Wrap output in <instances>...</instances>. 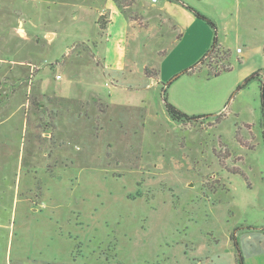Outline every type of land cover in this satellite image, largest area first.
I'll return each mask as SVG.
<instances>
[{"label": "rangeland", "instance_id": "rangeland-1", "mask_svg": "<svg viewBox=\"0 0 264 264\" xmlns=\"http://www.w3.org/2000/svg\"><path fill=\"white\" fill-rule=\"evenodd\" d=\"M27 1L0 0V264H238L233 236L264 264V0Z\"/></svg>", "mask_w": 264, "mask_h": 264}, {"label": "trees", "instance_id": "trees-1", "mask_svg": "<svg viewBox=\"0 0 264 264\" xmlns=\"http://www.w3.org/2000/svg\"><path fill=\"white\" fill-rule=\"evenodd\" d=\"M169 1H180V0H169ZM195 15L199 19H205V17L202 16L201 14H199L198 12H195ZM102 28L104 29L105 26H103ZM218 47H219V44H218L217 41H215L213 46L211 47V51H214V50L218 49ZM205 57H208V54ZM204 60H205V58L203 59V61ZM230 70H231V66H225V67H222V69L219 70V71H213V72L210 71L209 75L212 76V77H214V76L217 77V76H220L222 73L228 72ZM260 73H262V72L259 71V72L255 73L253 76H251L249 79H247L246 80V84L248 82L252 81L253 79H255L256 77H258L260 75ZM147 75H149V74H147ZM153 76H155V75H153ZM153 76H149V78H153ZM164 101H165V106H166V109H167V113L175 121H179V122L185 123V122H189V121L191 122L193 120L195 121L197 119H200V118L204 117V116H190L189 114L181 111L180 109H178L176 106H174L172 103H170L167 100L166 93L164 95ZM263 108H264V101H263ZM47 132L49 133L51 131H47ZM233 239H234V246L236 248L237 262H238V264H245V258H244V255H243V252H242V249H241L240 242L235 238V236H233Z\"/></svg>", "mask_w": 264, "mask_h": 264}, {"label": "built area", "instance_id": "built-area-1", "mask_svg": "<svg viewBox=\"0 0 264 264\" xmlns=\"http://www.w3.org/2000/svg\"><path fill=\"white\" fill-rule=\"evenodd\" d=\"M153 2H154V3H157L158 0H153ZM238 52H242L240 48L238 49ZM58 78H60V76H58Z\"/></svg>", "mask_w": 264, "mask_h": 264}, {"label": "crops", "instance_id": "crops-1", "mask_svg": "<svg viewBox=\"0 0 264 264\" xmlns=\"http://www.w3.org/2000/svg\"><path fill=\"white\" fill-rule=\"evenodd\" d=\"M32 1H36V0H31V2H32ZM27 2L29 3V2H30V0H29V1H27ZM28 5H29V4H28ZM34 210H36V211H37V209H36V208H35Z\"/></svg>", "mask_w": 264, "mask_h": 264}]
</instances>
